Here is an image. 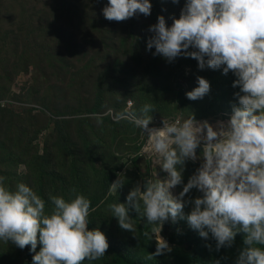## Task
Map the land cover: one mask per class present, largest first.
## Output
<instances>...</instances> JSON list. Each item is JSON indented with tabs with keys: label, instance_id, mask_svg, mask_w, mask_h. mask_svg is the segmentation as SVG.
Returning <instances> with one entry per match:
<instances>
[{
	"label": "rangeland",
	"instance_id": "1",
	"mask_svg": "<svg viewBox=\"0 0 264 264\" xmlns=\"http://www.w3.org/2000/svg\"><path fill=\"white\" fill-rule=\"evenodd\" d=\"M150 2V16L116 22L103 15L108 0H0V177L13 191L19 183L31 187L46 201V213L53 207L49 194L67 200L74 188L90 199L88 228L102 231L109 248L101 259L83 264H235L243 232L231 248L217 252L211 234L205 239L186 219L169 220L161 235L173 250L148 260L156 241L143 235L151 228L146 218L129 207L134 234L119 227L108 207L126 204L138 184L168 177L154 157L142 155L147 136L130 122L143 105L154 108L148 113L150 128L193 115L216 129L221 117L239 106L232 72L201 70L196 59L183 54L168 62L153 55L155 48L147 49L150 26L163 15L170 27L185 4ZM198 77L209 81L210 91L190 100L186 93L198 87ZM200 147L198 156L203 143ZM201 163H185L183 183L170 190L173 196ZM121 174L123 186L110 194ZM201 195L192 189L184 199ZM192 207L185 204V216ZM30 247L0 241V264H33Z\"/></svg>",
	"mask_w": 264,
	"mask_h": 264
},
{
	"label": "clouds",
	"instance_id": "2",
	"mask_svg": "<svg viewBox=\"0 0 264 264\" xmlns=\"http://www.w3.org/2000/svg\"><path fill=\"white\" fill-rule=\"evenodd\" d=\"M151 10L150 0H108L102 11L105 19L122 22L137 14L150 16ZM171 19L170 27L163 15L150 26L147 49L155 48L153 55L168 62L183 54L196 59L201 70L232 72L239 106L233 107L232 115L222 116L216 129L193 115L183 121L164 119L163 127L150 128L153 118L148 113L154 108L143 105L130 122L147 136L142 155L154 157V164L168 177L148 179L130 191L126 204L108 207L119 227L134 234L129 207L146 218L151 228L143 235L156 241V251L148 260L173 250L161 235L165 222L186 219L200 237L211 234L217 252L231 248L237 233L243 232L244 246L235 264H264V0H185L179 18ZM197 81L198 87L186 93L190 100L202 99L210 91L208 80L198 77ZM197 160L202 163L196 173L179 196H173L170 190L183 183V166ZM123 177L111 183L110 194L123 186ZM4 179L0 177V241L21 250L30 245L36 253L33 264H83L106 255V235L88 228L94 209L85 195L74 188V196L67 200L49 194L53 207L46 213V201L31 187L19 183L13 191ZM192 189L202 195L185 201ZM186 203L193 205L187 216ZM38 244L42 247L36 252ZM207 247L212 249L211 244Z\"/></svg>",
	"mask_w": 264,
	"mask_h": 264
},
{
	"label": "water",
	"instance_id": "3",
	"mask_svg": "<svg viewBox=\"0 0 264 264\" xmlns=\"http://www.w3.org/2000/svg\"><path fill=\"white\" fill-rule=\"evenodd\" d=\"M200 151V147L197 149V152H199ZM145 183H147V182H145ZM169 226V223L168 222H165V224H164V231H166V229H167V227Z\"/></svg>",
	"mask_w": 264,
	"mask_h": 264
},
{
	"label": "trees",
	"instance_id": "4",
	"mask_svg": "<svg viewBox=\"0 0 264 264\" xmlns=\"http://www.w3.org/2000/svg\"><path fill=\"white\" fill-rule=\"evenodd\" d=\"M139 160V158H136V161Z\"/></svg>",
	"mask_w": 264,
	"mask_h": 264
},
{
	"label": "built area",
	"instance_id": "5",
	"mask_svg": "<svg viewBox=\"0 0 264 264\" xmlns=\"http://www.w3.org/2000/svg\"><path fill=\"white\" fill-rule=\"evenodd\" d=\"M201 148V147H200Z\"/></svg>",
	"mask_w": 264,
	"mask_h": 264
}]
</instances>
